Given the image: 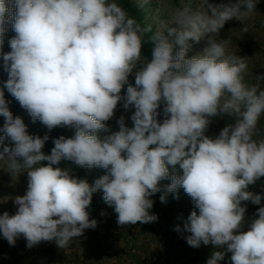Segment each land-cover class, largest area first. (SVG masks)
I'll return each instance as SVG.
<instances>
[{"label":"clouds","instance_id":"1","mask_svg":"<svg viewBox=\"0 0 264 264\" xmlns=\"http://www.w3.org/2000/svg\"><path fill=\"white\" fill-rule=\"evenodd\" d=\"M256 3L199 0L153 31L116 0H0V59L7 73L0 86V162L12 177H28L25 194L12 198L15 214H0V235L9 245L23 236L28 248L41 241L67 248L97 226L88 208L98 190L114 206L117 223L129 225L156 221L151 197L161 193L166 203L169 194L179 199L182 188L199 210L175 227L190 234L188 245H226L231 264H264V205L254 218L242 205L264 199L247 190L264 177V139H254L264 90L245 82L246 58L228 54L229 40L217 38L227 21L242 22ZM8 22L15 35L3 52ZM149 33L150 60L141 52ZM205 37L207 46L189 57ZM4 89L33 121L49 130L74 127V136L54 138L45 154L49 136L28 132L9 110ZM121 102L125 111L134 109L133 126L121 115L113 132L106 122ZM217 116L234 122L209 136L210 118ZM62 160L106 172L89 185L70 169L54 167ZM224 256L214 251L206 264H219Z\"/></svg>","mask_w":264,"mask_h":264},{"label":"rangeland","instance_id":"2","mask_svg":"<svg viewBox=\"0 0 264 264\" xmlns=\"http://www.w3.org/2000/svg\"><path fill=\"white\" fill-rule=\"evenodd\" d=\"M139 8L143 15V26L151 25L155 31L162 24H171L175 13L185 4L191 3L195 8L199 0H131ZM213 4L234 3L235 0H209ZM247 31H242L243 28ZM15 35L11 29L10 22L6 23V32L4 38L3 52L10 51L9 39ZM146 35L145 43L142 46V56L150 58L152 56L153 43ZM218 39H228L229 43L226 49L228 54L246 58L247 69L243 73L244 80L249 85L258 86L264 90V0H257L256 9L242 22L232 19L225 23L220 30ZM208 44L207 37L202 38L200 42L194 43L188 56L200 53ZM3 61L0 59V86L7 79V73L3 70ZM134 72L129 76V83L134 85ZM126 88V86H125ZM124 89H122V94ZM5 99L8 102L9 110L14 116H19L27 125L30 134L43 137L48 135L49 139L42 149L45 154H49L46 144L53 145V139L61 135L72 137L75 133L74 127L57 126L49 130L39 120L33 121L29 113L23 109L19 102L4 89ZM162 109H159L163 119ZM134 109L125 111L122 103H118L114 112V117L107 121L111 131H118L117 120L121 115L125 117V123L132 127L130 116ZM4 118L0 116V127L3 125ZM206 130L209 136L219 134V126L225 127L234 122V117H212ZM264 125V115L260 117L256 130ZM104 133H101L103 135ZM6 144L11 146V142L6 140ZM154 147V146H150ZM21 159V158H18ZM22 162V159H21ZM73 162V161H72ZM47 162H41L46 164ZM74 163V162H73ZM75 164V163H74ZM76 165V164H75ZM3 162H0V214L5 211L9 215L15 214L17 207L13 199L17 195H24L27 189L28 177L26 173L18 177H12L3 169ZM78 171L74 174L76 178L85 179L89 184H93L95 179L104 175L106 170L101 168H87L76 165ZM170 175L173 170L169 166ZM177 174L179 171L177 170ZM170 183V179L167 180ZM248 191L258 193L259 190L249 185ZM102 192V190H98ZM179 199H176L177 206L183 214L180 219H176L171 224H109L106 219L99 220L89 212V219H95L97 226L95 228L85 229L81 236L75 237L69 242V246L60 249L55 241H41L37 245L28 248L23 236L17 238L15 245H9L8 241L0 235V264H206L207 259L214 251H224L225 256L219 264H231V253L226 251V245L217 248L211 243L194 248L187 244L185 237L190 235L187 232L178 233L175 227H183L184 220L193 211H197L194 202L183 189L178 190ZM172 197V195H171ZM173 198V197H172ZM192 202L193 205H189ZM246 205V204H245ZM251 206L246 205V207ZM256 211L246 213L248 218H252Z\"/></svg>","mask_w":264,"mask_h":264},{"label":"trees","instance_id":"3","mask_svg":"<svg viewBox=\"0 0 264 264\" xmlns=\"http://www.w3.org/2000/svg\"><path fill=\"white\" fill-rule=\"evenodd\" d=\"M116 2L126 11V13L130 17L135 18L137 22L140 23L141 26H143V15L139 11V8L134 4V2H132L131 0H116ZM161 107H163V105H161ZM223 128V125H221L218 129H220L221 131ZM254 139H264V125L260 126V129L255 131ZM46 147L47 151L50 153L53 145L46 144ZM54 167H60L61 169H70L71 173L74 174L78 171L76 165L70 160H62L58 165H55ZM160 183L167 184L168 181L164 180ZM251 186L259 190L257 194H262V196H264V177H261L256 181L255 184H252ZM160 195L161 193H156L151 197V199L154 201V204L150 212L155 214L158 219L154 222L149 223L137 222L138 224H171L173 218L174 220H178L181 218L183 212L177 206L176 199L172 198L171 194H169L167 202L162 203L159 199ZM249 203L251 206L246 207V213H248L249 211H257L260 206L264 205V199H262L261 205H255L251 203V201L242 202V205H249ZM189 205H193L192 202ZM88 210L94 217L98 218L99 220L106 219L109 224H117L118 214L114 211V206H109L105 202V200L103 199V192L97 191L93 193V197ZM254 216H252V218H254Z\"/></svg>","mask_w":264,"mask_h":264}]
</instances>
